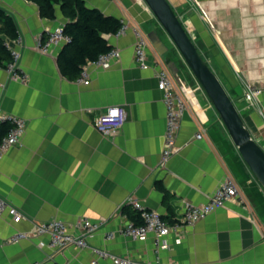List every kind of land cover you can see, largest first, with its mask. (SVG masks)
<instances>
[{
	"label": "crops",
	"instance_id": "1",
	"mask_svg": "<svg viewBox=\"0 0 264 264\" xmlns=\"http://www.w3.org/2000/svg\"><path fill=\"white\" fill-rule=\"evenodd\" d=\"M129 24L123 34H105L120 51L108 67L89 62V83L62 71L59 54L66 41L48 52L38 35L64 27L61 6L56 17L41 15L30 0H0L17 21L21 66L28 80L10 77L0 66V109L26 120L19 143L0 158V195L19 208V222L0 214V264H91L92 247L150 264H264V188L238 154L219 113L144 0H85ZM229 94L237 102L254 137L264 147V0H169ZM133 26L155 31L168 50L147 49L149 68L135 60ZM163 62L175 77L186 108L176 138L177 151L162 161L167 107L158 82ZM260 88L255 106L240 97ZM113 105L127 109L116 134L97 129L98 116ZM202 132V137L197 134ZM232 174L244 200H228L206 217L188 224L178 218L185 202L209 201ZM132 200L158 211L171 224L164 236L154 231L134 239L122 230L134 213ZM61 219L74 234L82 222L102 221L87 237L88 246H51L36 224ZM28 236L12 241L17 232ZM112 232L110 239L107 235ZM97 264H117L100 258Z\"/></svg>",
	"mask_w": 264,
	"mask_h": 264
},
{
	"label": "built area",
	"instance_id": "2",
	"mask_svg": "<svg viewBox=\"0 0 264 264\" xmlns=\"http://www.w3.org/2000/svg\"><path fill=\"white\" fill-rule=\"evenodd\" d=\"M128 28L129 24L123 21V25L118 31V34L125 33ZM132 28L136 35L135 60L141 67L149 68L150 64L148 63L147 57V49L151 44L149 36L138 26H133ZM61 40L66 42L70 40V36L64 32L63 27H57L54 30H46V32L38 35L37 47L42 52H48L53 43ZM16 41L22 42V36L20 34L16 37ZM5 44L11 50L12 55L11 60L5 66L6 70L11 78L26 82L28 80V75L24 72L21 66V49L15 48L8 40L5 41ZM119 56L120 51L116 48H112L111 50L100 54L99 57L96 60L91 61V63L108 67L111 64V61ZM155 63L160 64L158 69V82L163 89L164 101L167 107L165 146L162 152V161L167 162V160L178 149L176 138L186 104L172 72L163 62L156 61ZM86 68L85 65L81 71L79 79L85 83H89L90 80L88 79ZM260 91L261 90L258 87H251L240 97V101H245L247 102L248 107H253L258 100ZM126 118L127 109L122 105H113L108 107L106 111L98 116L96 126L97 129L103 133L116 134L124 125ZM219 119L223 123L220 116ZM2 124H8L9 129L0 139V158L10 146L20 142L27 126L26 120L23 117L13 113L3 112L0 109V126ZM202 136V132L197 134V137ZM231 199L242 202L244 200V195L241 192L236 178L232 174H228L208 202L203 204H196L191 201L185 202L184 211L178 219L185 223L192 224L201 218L206 217L213 210L224 206L225 203ZM132 207L139 213L141 222L137 223L135 220H132L122 231L134 239L145 238L151 231L156 232L158 236H164L168 234L173 227L176 228L179 224L178 220L175 221L174 224H171L158 211L148 208L139 200H132ZM5 211H8L16 222H19L24 217L23 212L19 208L10 204L0 195V214ZM101 224L102 221L93 222L90 219H84L82 222L83 232L81 234H74L69 230V227L64 220L52 219L38 222L36 224V233H48L51 239V246L54 247L73 244L82 248L88 246L87 237L94 234L95 231L100 228ZM27 236V232H17L12 237V241H19ZM113 236L114 233L110 232L107 235V238L110 239ZM92 251L96 257L92 259L91 264H97L100 258L106 257L112 258L117 264H150L149 262L139 261L129 257L117 256L108 250L99 247H92Z\"/></svg>",
	"mask_w": 264,
	"mask_h": 264
},
{
	"label": "water",
	"instance_id": "3",
	"mask_svg": "<svg viewBox=\"0 0 264 264\" xmlns=\"http://www.w3.org/2000/svg\"><path fill=\"white\" fill-rule=\"evenodd\" d=\"M144 1L180 51L186 64L218 111L230 139L249 166L252 174L264 188V147L254 137L235 100L229 94L218 74L201 54L170 1ZM148 36L157 50L161 54H165L168 47L159 34L150 31ZM173 74L178 78L177 69H173Z\"/></svg>",
	"mask_w": 264,
	"mask_h": 264
},
{
	"label": "trees",
	"instance_id": "4",
	"mask_svg": "<svg viewBox=\"0 0 264 264\" xmlns=\"http://www.w3.org/2000/svg\"><path fill=\"white\" fill-rule=\"evenodd\" d=\"M30 1L36 2L41 15L48 18L56 17V6L59 4L69 18L63 30L70 36V40L59 54V63L62 71L71 78H78L85 65L113 48L104 35L118 33L123 25L120 18L107 15L97 7L89 6L85 0ZM0 33L11 37H16L18 34L16 18L2 5H0ZM11 58V50L5 44L4 36L0 35V66L5 67ZM8 129V124L0 126V139ZM131 217L137 223L141 222L136 210Z\"/></svg>",
	"mask_w": 264,
	"mask_h": 264
},
{
	"label": "rangeland",
	"instance_id": "5",
	"mask_svg": "<svg viewBox=\"0 0 264 264\" xmlns=\"http://www.w3.org/2000/svg\"><path fill=\"white\" fill-rule=\"evenodd\" d=\"M44 32H46V31H44ZM44 32H42V33H44Z\"/></svg>",
	"mask_w": 264,
	"mask_h": 264
}]
</instances>
